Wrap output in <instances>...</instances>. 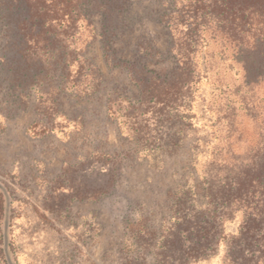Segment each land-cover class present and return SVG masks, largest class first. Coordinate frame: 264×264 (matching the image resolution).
<instances>
[{"label": "rangeland", "instance_id": "1", "mask_svg": "<svg viewBox=\"0 0 264 264\" xmlns=\"http://www.w3.org/2000/svg\"><path fill=\"white\" fill-rule=\"evenodd\" d=\"M20 2L0 12V264H264V84L245 57L210 40L175 74L186 30L161 17L181 0L36 43Z\"/></svg>", "mask_w": 264, "mask_h": 264}, {"label": "trees", "instance_id": "2", "mask_svg": "<svg viewBox=\"0 0 264 264\" xmlns=\"http://www.w3.org/2000/svg\"><path fill=\"white\" fill-rule=\"evenodd\" d=\"M19 1L25 14L18 17L15 28L23 29L26 42L33 43L59 40L55 35H49L55 27L62 28L61 39L65 41L68 39L67 30L75 28L82 19L88 18L89 21L96 11L104 15L106 34L111 31V21L127 6L126 0H10L9 3L0 1V12H11L17 8L15 2ZM181 3L182 6L174 13L161 17L169 26L186 30L182 31L181 41L177 42L179 65L175 74L191 75L196 45L215 40L234 48L237 55L245 57V61L242 59L247 72L245 76L248 75L249 80L255 83L264 84V0H181ZM112 26L118 28L117 25ZM251 59L253 66L248 65ZM6 62L8 64L9 61ZM256 169V177H263L264 158L260 159ZM246 172L240 185H248L257 179L249 178Z\"/></svg>", "mask_w": 264, "mask_h": 264}]
</instances>
